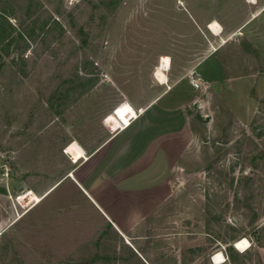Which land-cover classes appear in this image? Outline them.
<instances>
[{
	"label": "rangeland",
	"instance_id": "rangeland-1",
	"mask_svg": "<svg viewBox=\"0 0 264 264\" xmlns=\"http://www.w3.org/2000/svg\"><path fill=\"white\" fill-rule=\"evenodd\" d=\"M202 1L0 0V264H264L263 11L200 68L218 83L186 87L206 104L186 106L195 137L172 168L174 193L149 196L130 232L148 237L127 238L136 250L70 178L41 196L82 157L77 142L103 139L107 111L113 130L127 123L120 92L142 102L160 53L201 56L207 37L182 17Z\"/></svg>",
	"mask_w": 264,
	"mask_h": 264
},
{
	"label": "crops",
	"instance_id": "crops-1",
	"mask_svg": "<svg viewBox=\"0 0 264 264\" xmlns=\"http://www.w3.org/2000/svg\"><path fill=\"white\" fill-rule=\"evenodd\" d=\"M177 1L188 4L193 2ZM202 2V10L197 8L192 12L189 7H183L182 17L194 34L196 32L207 37L208 45H203L199 53L201 56L196 58L194 51L188 54L186 63L181 65L176 63L177 56L173 53H160L154 71L148 78L147 90L141 94L144 97L142 102L137 103L135 99L120 92L119 104L125 102L131 110L124 109L122 114L127 123L121 121L117 129H111L104 122L105 116L112 112L107 111L100 122L107 131L103 139L91 148L75 141L83 151L82 157L76 163L70 160L71 168H67L66 173L41 195H45L61 179L70 178L89 201L87 205L110 225L119 242L123 240V245H129L135 250L136 247L127 238L132 241L148 238L130 235V232H135L141 226L146 212L153 205V201L149 204V196L174 193L171 179L178 173L175 174L172 168L185 155V147L190 145V138L195 137L186 106L190 102H197L201 107L206 104L195 93L186 95V87L192 88L189 82L191 75L200 85L198 89L192 88L194 91H204L202 88L212 86L213 82L218 83L205 80L200 68L230 43L233 36L251 34L260 12H264V0ZM227 8L229 12L222 13ZM213 23L220 28L216 33L211 29ZM210 37L220 43L214 46ZM164 57L169 59V67L168 62L163 66ZM215 62L222 71L225 67L223 61ZM158 69L164 76L163 81L155 76Z\"/></svg>",
	"mask_w": 264,
	"mask_h": 264
},
{
	"label": "bare ground",
	"instance_id": "bare-ground-1",
	"mask_svg": "<svg viewBox=\"0 0 264 264\" xmlns=\"http://www.w3.org/2000/svg\"><path fill=\"white\" fill-rule=\"evenodd\" d=\"M211 29L216 33V32H218V30L220 29L219 28V26H218V24H216V23H213V24H211ZM168 62V60L167 59H163V66L166 64ZM167 65V64H166ZM156 76H157V78L160 80V81H163L164 80V76H163V74L161 73V70L160 69H158L157 70V72H156ZM106 123H108L109 124V118L106 120ZM107 125V124H106ZM110 125V124H109ZM110 127H111V125H110ZM112 129V128H111ZM34 197V196H33ZM32 204V203H31ZM248 243L245 241V240H243V241H241V242H239V243H237L236 244V249L237 250H240V251H243V250H245L247 247H248ZM223 261V259H222V257L220 256V255H218V256H216L215 258H214V262H215V264H220L221 262Z\"/></svg>",
	"mask_w": 264,
	"mask_h": 264
},
{
	"label": "built area",
	"instance_id": "built-area-1",
	"mask_svg": "<svg viewBox=\"0 0 264 264\" xmlns=\"http://www.w3.org/2000/svg\"><path fill=\"white\" fill-rule=\"evenodd\" d=\"M190 85L194 89H198L200 87L199 83L197 82V79H195L192 75L189 79Z\"/></svg>",
	"mask_w": 264,
	"mask_h": 264
},
{
	"label": "trees",
	"instance_id": "trees-1",
	"mask_svg": "<svg viewBox=\"0 0 264 264\" xmlns=\"http://www.w3.org/2000/svg\"><path fill=\"white\" fill-rule=\"evenodd\" d=\"M251 177V176H250ZM250 177H244V180H247V179H249ZM256 241H258L259 243H260V241H261V236L259 237H256ZM261 246H264L263 244H260Z\"/></svg>",
	"mask_w": 264,
	"mask_h": 264
},
{
	"label": "water",
	"instance_id": "water-1",
	"mask_svg": "<svg viewBox=\"0 0 264 264\" xmlns=\"http://www.w3.org/2000/svg\"><path fill=\"white\" fill-rule=\"evenodd\" d=\"M16 59H17L16 55H13L12 58H11V61L14 62V61H16Z\"/></svg>",
	"mask_w": 264,
	"mask_h": 264
}]
</instances>
